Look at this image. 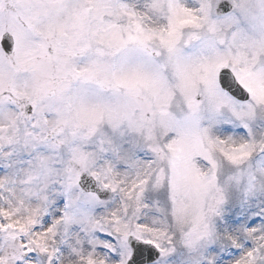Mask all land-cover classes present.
<instances>
[{
  "label": "snow or ice",
  "instance_id": "obj_1",
  "mask_svg": "<svg viewBox=\"0 0 264 264\" xmlns=\"http://www.w3.org/2000/svg\"><path fill=\"white\" fill-rule=\"evenodd\" d=\"M0 264H264V0H0Z\"/></svg>",
  "mask_w": 264,
  "mask_h": 264
}]
</instances>
